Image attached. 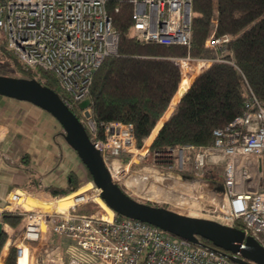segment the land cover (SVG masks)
<instances>
[{"label":"built area","instance_id":"2783aa9c","mask_svg":"<svg viewBox=\"0 0 264 264\" xmlns=\"http://www.w3.org/2000/svg\"><path fill=\"white\" fill-rule=\"evenodd\" d=\"M104 3L105 0H0V31L8 49L25 68L54 74L69 108L86 100L94 72L104 58L116 53L118 37ZM130 3L131 31L137 40L188 49L191 0ZM213 8V19L203 42L209 56L170 58L179 69V82L185 77L191 83L212 63L234 66L227 58L229 37L214 34L215 5ZM246 90L241 114L223 127L214 128L210 145H184L163 154L168 159L177 152L179 168L184 159L197 170L205 165L220 168L214 182L178 178L175 187L166 182L172 198L187 204L167 203L202 212L226 226L233 227L238 221L241 231L264 249V106L249 87ZM78 111L79 120L90 132V143L99 151L113 180L110 161L136 150L131 123L105 122L101 137L97 138L89 108L82 106ZM168 164L170 167L171 161ZM88 191L91 194L86 191L80 201L67 208L50 210L25 208L21 191L7 196L6 205L0 207L2 229L8 234V226L2 221L5 213L21 216L20 229L9 234L5 242L16 249V264L22 259L27 264V244L40 241L48 232L71 241L66 249L67 261L62 260L61 247L57 245L36 264H235L226 252L212 245L193 244L150 224L118 217L112 211L107 213L98 206L95 212H82L80 208L90 201L91 195L97 197L94 186Z\"/></svg>","mask_w":264,"mask_h":264},{"label":"trees","instance_id":"16d2710c","mask_svg":"<svg viewBox=\"0 0 264 264\" xmlns=\"http://www.w3.org/2000/svg\"><path fill=\"white\" fill-rule=\"evenodd\" d=\"M213 5L214 34L229 37L227 58L232 60L234 66L224 62L212 63L191 83L190 78L185 77L179 82V69L170 58L207 54L203 42L211 24ZM104 8L118 37L116 53L104 58L94 72L86 100L69 109L80 119L78 109L82 106L89 108L97 138L101 137V125L105 122L131 123L135 149L139 150L144 140L147 146V149L142 147L132 160H139L146 150L154 159L163 156L169 149L184 145H210L211 131L223 127L241 114L247 97L246 86L264 106V0H216L215 4L212 0H191L188 49L182 45L137 40L131 31L130 0H105ZM0 73L36 79L66 101L67 96L58 88L54 74L25 68L10 52L5 41L0 42ZM82 125L89 137L88 128ZM61 133L63 136L62 129ZM52 145L54 149L57 147V144ZM128 157V154L122 155V161ZM82 167L85 182L91 183L89 174ZM216 168L205 165L197 170L190 166L180 175L185 180L196 178L214 182ZM65 177L66 184L61 190H51L53 197L58 198L79 188L81 179L78 173L71 172ZM70 196L72 204L80 201L84 195L79 189ZM143 203L168 208L166 204ZM2 221L14 228L20 223L21 216L5 213ZM233 227L242 230V224L238 221ZM7 237L2 230L0 253ZM198 240L211 246L201 238ZM0 264H16V249L13 246L4 261L0 258Z\"/></svg>","mask_w":264,"mask_h":264},{"label":"rangeland","instance_id":"374dc122","mask_svg":"<svg viewBox=\"0 0 264 264\" xmlns=\"http://www.w3.org/2000/svg\"><path fill=\"white\" fill-rule=\"evenodd\" d=\"M212 2L215 4L216 0H212ZM211 19H213V15ZM3 41L6 42V38L4 34L0 31V42ZM204 56H209V53L205 54ZM0 75L4 74L0 73ZM0 98L3 100L7 99L10 106L14 107V104H16L20 105L21 107H18L17 111V113L20 114V119L16 122V124L18 125L17 128L16 126L14 128L10 127V130L8 129L7 132L5 131L4 133H0V138L3 136L10 137L14 134L15 131H20L22 136H14L11 138V140H15V144H18V147L9 153H6V155L8 159H15V161L19 160L18 167H20L21 170L20 177L23 178L24 183L27 184L25 186H29L28 183H32L35 180L41 179L43 180V183H45L49 180L52 181V179H55L54 181H52V184H50L52 188L49 187V189L46 190L45 186H43L44 189L46 191H51L53 189L61 190V187L65 186L66 184L65 176L71 172L78 173L81 179V184L76 191L86 186L88 182H85L83 178L84 171L82 163L80 162L79 158L76 157L75 152H71V148H67L66 144H64V138L62 136V133L59 134L60 130L62 129L60 124L48 113L43 110H40L29 102L18 101L3 96H0ZM144 141L142 147H146L147 149V146L144 145ZM51 143L57 144V147H55V149L57 150V154L53 157L52 161L48 160L45 156H43L41 152L38 153L36 152L37 150H35L37 148L43 149L46 145L47 148L51 147V149H54ZM149 143L147 144L148 146ZM142 147L139 150H135L133 153L123 154L129 155V157L127 158L128 162L126 160L123 162L120 155H117L116 157H114V159L110 161V166L114 167L113 182L117 183V185L121 189H123V191H125L128 196H130L131 198H135L139 202L147 201L153 204H166L169 209L171 208L170 210L174 209L179 214L188 217L210 219L206 215L201 214L202 212L199 213L194 209H178L173 206H170V204L167 203V201L177 205H182L183 202L185 203V201H182L180 203L178 201L171 200L172 195L166 189V186H168V183L166 182L174 183L171 186L175 187V181L178 178L184 181L185 179L181 177L180 172L188 170V168L190 167L189 162H185L184 159V165L182 166V168H179L176 162V160L178 159L177 152L174 153L173 157L168 159L164 158V156L156 157L153 159V157L148 153L147 150L139 160H132V158L142 149ZM185 155H187V152L184 153V156ZM166 161H171L170 167H168L169 164ZM50 163L51 166H49ZM219 172L220 168L217 167L215 178L218 177ZM91 186L93 187V185L91 184L90 187L85 188V195L86 191L88 192L87 194H91V192L88 191ZM177 187L180 188L181 184ZM74 192L59 196L58 198L52 196V199L49 202L51 204V208H56L55 203L57 200L65 196L71 195ZM164 192H166V194L163 196ZM29 194L30 193L25 194L27 197L25 196V199L23 200V203L26 202L28 204L27 206L23 204L25 208L39 207L43 210H50V208L45 207L46 205L41 206L40 201H42L43 203V200H37ZM28 198L36 200L38 202V205L33 206V204L28 203L29 201L27 202L26 200ZM97 206L101 210L110 213V210L102 203V201L98 197H93L92 195L90 201L82 205L80 210L84 212L87 209L91 213L99 209ZM14 229L18 231L20 229V223L16 227H14ZM13 232L15 231H8L7 235L9 236V234H12ZM51 237V243L59 244L62 248L63 255L66 256V249L71 244V241L64 236L59 237L54 236L52 234Z\"/></svg>","mask_w":264,"mask_h":264},{"label":"water","instance_id":"95a60500","mask_svg":"<svg viewBox=\"0 0 264 264\" xmlns=\"http://www.w3.org/2000/svg\"><path fill=\"white\" fill-rule=\"evenodd\" d=\"M0 96L29 102L60 124L66 144L76 153L89 174L91 184L97 190V197L116 215L150 224L193 244H201L198 240L201 238L226 252L229 260L235 264H264V249L243 231L210 219L188 217L139 202L125 194L113 182L99 151L90 143L79 118L52 88L36 79L0 75ZM2 230L0 223V235Z\"/></svg>","mask_w":264,"mask_h":264},{"label":"crops","instance_id":"0c3cea01","mask_svg":"<svg viewBox=\"0 0 264 264\" xmlns=\"http://www.w3.org/2000/svg\"><path fill=\"white\" fill-rule=\"evenodd\" d=\"M18 107H20V105L14 104V107L10 106L7 99L3 100L0 98V133H4L5 131L7 132L8 129L10 130V127L14 128L16 126V128H17L18 125L16 124V122L20 119V114L17 113ZM16 108H17V110H16ZM18 130H20V129H18ZM14 136L20 137L22 135H21L20 131H18V132L15 131L14 134L10 137L3 136L0 138V207H4L7 203V200H6L7 196L11 192L17 190V191H21L23 193L24 199L26 196L25 194L30 193L29 195H31L33 198H36L37 200H43L44 201L43 203H42V201H40L41 206L46 205L45 207L51 209V204L49 202L52 199V193H51V191H46V190H48L49 187H51L50 184H52V181H54L55 179H52V181L49 180L48 182H45V183H43V180H41V179L35 180L32 183L29 182L28 183L29 186H25L27 184H25L23 178L20 177L21 170H20V167H18L19 160L15 161V159H11V158L8 159L7 155H6V153L11 152L18 147V144H15V140L14 139L11 140V138ZM51 145H52V143H51ZM35 150H37L36 152H38V153L41 152L42 155L45 156L50 161H52L53 157L57 154L56 149H51V147L47 148V145L43 149L37 148ZM49 166H51V163L49 164ZM167 181H169V180H167ZM43 186H45L46 190L44 189ZM27 187H29V188H27ZM87 187H90L89 183H87L86 186L81 188L83 195H85L84 192H85V188H87ZM54 191H57V190L54 189ZM165 194H166V192L163 193V196ZM26 200H27V202L29 201L28 203L33 204V206L38 205V202L36 200H32L30 198H28ZM70 200H72V197L70 195L65 196V197L56 201L55 207L58 209H65L69 205H72ZM45 201H48V202H45ZM23 204L25 206L28 205L26 202H24ZM85 211H87V213H90L87 209ZM13 229L14 228H12L10 226H8V228H7L8 231H16V229H14V230ZM51 236H52V233L48 232L47 234L42 236L40 241L27 244V247L29 250L27 264H36V261L41 259L42 256L46 253V251H48L51 248L53 249L55 246L59 245V244H55V243L52 244L51 243V239H52ZM17 241H20V238L17 239ZM10 247L11 246L9 244H5L3 246V249L1 250V253H0V258L2 261H4ZM61 252H62V248H61ZM62 256H63L62 260L67 261V257H68L67 254H66V256H64L62 253ZM19 264H26V262L23 261V259H22Z\"/></svg>","mask_w":264,"mask_h":264},{"label":"bare ground","instance_id":"6f19581e","mask_svg":"<svg viewBox=\"0 0 264 264\" xmlns=\"http://www.w3.org/2000/svg\"><path fill=\"white\" fill-rule=\"evenodd\" d=\"M169 184H170V185H172V184H174V183H172V182H169ZM171 200H172V201H176V200H175L174 198H172V197H171ZM185 203L187 204V202H186V201H185Z\"/></svg>","mask_w":264,"mask_h":264}]
</instances>
